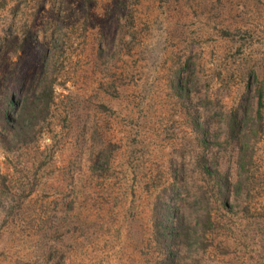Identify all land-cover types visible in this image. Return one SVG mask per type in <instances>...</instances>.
<instances>
[{
	"label": "rangeland",
	"instance_id": "1",
	"mask_svg": "<svg viewBox=\"0 0 264 264\" xmlns=\"http://www.w3.org/2000/svg\"><path fill=\"white\" fill-rule=\"evenodd\" d=\"M47 84L0 144V264H264V0H0V95Z\"/></svg>",
	"mask_w": 264,
	"mask_h": 264
},
{
	"label": "trees",
	"instance_id": "2",
	"mask_svg": "<svg viewBox=\"0 0 264 264\" xmlns=\"http://www.w3.org/2000/svg\"><path fill=\"white\" fill-rule=\"evenodd\" d=\"M41 93V100L37 103L26 95L19 102L15 101L14 93L5 92L0 95V144L8 150L11 148L13 140L15 143L24 145L28 142L29 138L34 134L33 120L39 119L40 116H46L50 107V100L52 99V87L45 85ZM48 91L49 94L45 91ZM49 96V97H47ZM38 114V115H37ZM37 117V118H36ZM234 119L230 122V132L233 133ZM215 177L216 183L220 185L218 193V201L226 206L229 200L228 191L224 187V183L229 182L228 177H222L219 181L218 174L211 172ZM225 189H224V188ZM158 207V208H157ZM160 207V208H159ZM160 209V210H158ZM153 226L154 232L163 247L168 246L169 250L172 249L171 244L177 239L178 234L184 231V236H191L195 230L186 227L183 218L179 216L169 204L156 205L153 212ZM169 224V225H168ZM190 226V225H189Z\"/></svg>",
	"mask_w": 264,
	"mask_h": 264
}]
</instances>
